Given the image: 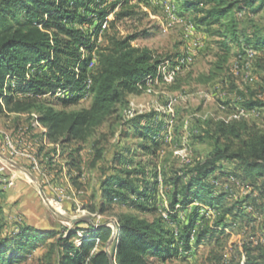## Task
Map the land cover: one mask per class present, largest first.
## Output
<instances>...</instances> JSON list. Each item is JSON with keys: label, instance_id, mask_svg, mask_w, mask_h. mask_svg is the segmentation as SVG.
<instances>
[{"label": "trees", "instance_id": "obj_1", "mask_svg": "<svg viewBox=\"0 0 264 264\" xmlns=\"http://www.w3.org/2000/svg\"><path fill=\"white\" fill-rule=\"evenodd\" d=\"M107 1L0 0V115L34 114L33 119L46 129L40 141L46 137L50 143L62 147L72 141L86 140L115 117L121 123L119 140L131 133L138 139L132 145L135 150L153 154L165 130L163 122L154 121V112L125 116L129 96L140 94L146 79L159 74L164 60L148 47L133 46L132 41L138 34L122 37L115 31L118 20L132 15L135 7L131 5L132 0H113L108 4ZM184 1L187 10H196L199 25L217 26L214 35L221 38L217 60L208 73L195 79L196 83L208 84L223 77L232 58V43L237 47L236 55L245 48L256 51L252 68L259 67L264 80V33L240 30L236 18L238 13L256 14L264 8V0ZM117 7L107 29H103L104 20ZM101 36L104 42L98 45ZM94 48L96 63L89 71ZM258 54L262 58L256 64ZM238 94V108L252 111L264 107L260 100L253 101ZM86 95L91 97L87 107L65 110ZM45 96L56 100L60 109L55 110L54 101ZM211 127L195 136L199 140L207 139L210 144L205 159L174 171L168 179L171 188L166 218L152 204L157 175L156 180L150 181L141 166L126 167L125 158L130 149H121L111 158V166L102 170L98 189L92 196L94 204L89 206L91 212L100 214L114 204L126 207L128 211L115 214V230L106 223L81 228L82 222H76L71 228L65 227L63 233H57L28 221L0 238V264H14L21 258L18 254L35 248L43 237L55 238L47 245L42 264H111L110 256L114 264H169L168 260L177 255L178 248L191 247L192 232L199 216V208L194 206L178 226L177 234L174 231L179 223L177 211L186 210L194 202L218 209L226 197L222 192L212 191L210 178L216 172L240 179L242 183L248 181L251 188L259 191L260 198L264 196V130L244 117L219 120ZM95 149L92 165L103 155L102 149ZM82 150L77 144L67 152L72 169L79 168ZM228 164L235 167L231 172L224 170ZM247 200H250L249 194L235 202L234 219L248 217L243 207ZM252 205L257 207L255 203ZM261 209L264 211L263 205ZM229 212L230 209L223 211L224 218ZM220 225H227L223 218L214 226L202 225L196 231L195 243L200 244L208 236L219 247ZM79 230L84 235L80 244L75 245L73 237ZM211 253L215 254V250ZM242 254L245 264H264V242L245 238Z\"/></svg>", "mask_w": 264, "mask_h": 264}, {"label": "rangeland", "instance_id": "obj_2", "mask_svg": "<svg viewBox=\"0 0 264 264\" xmlns=\"http://www.w3.org/2000/svg\"><path fill=\"white\" fill-rule=\"evenodd\" d=\"M111 1L113 0L106 3ZM131 5L135 6L132 15L118 20L115 31L122 37L138 34L132 45L148 47L155 56L164 61L159 74L146 79L140 94L129 96V110L126 111L125 118L138 113L154 112V121H161L165 126L162 137L158 139L159 145L155 147L153 154L135 150L132 145L136 144L138 139L130 133L127 138L119 140L121 123L112 117L86 140L79 143L72 141L62 147L50 143L46 137L40 141L43 130L33 119L34 114L0 115V183L13 187L14 181L20 179L26 191L22 207L11 199L6 201L7 197L0 196V238L14 232L16 227L25 221L57 233H63L65 227L71 228L76 222H82L79 225L81 228H86L87 224L106 223L112 226L115 214L128 211L126 207L114 204L105 213L100 214L91 212L89 206L94 204L92 196L98 189L102 170L111 166V158L115 152L121 149L126 151L127 148L130 152L125 158L126 167L141 166L147 171V180L150 181H154V178L156 180L157 175V190L152 204L157 207L160 215L167 214L170 176L176 170L185 169L187 164L204 160L211 149L207 139L203 141L195 136L203 134L204 129L212 128L211 125L216 121H227L239 116V92L250 100H260L264 103L262 71L259 67L251 68L249 72L246 69H235L237 47L234 43L231 45L232 58L223 77L208 84L195 82L200 74L208 73L217 60L221 38L214 35L217 26L208 28L198 24L199 16L196 10H187L184 0H132ZM117 10L118 7L104 20L107 23L105 29ZM236 18L240 30H246L248 33L259 30L264 33V8L256 14L238 13ZM98 42V45L104 42L102 36ZM181 58L187 59L185 65L178 64ZM261 58L262 55L256 59V64ZM185 82L187 83L183 85ZM44 98L54 101L55 110L60 109L56 100L50 96ZM90 101L91 97H82L77 104L67 106L65 110L73 111L87 107ZM241 117L264 130V107ZM5 142H13L16 153L11 151ZM77 144L81 145L83 150L80 153L79 168L72 169L68 163L71 159L67 152ZM95 148L102 149L103 155L92 165ZM55 158L60 162L53 161ZM233 168L235 167L232 164H228L224 170L231 172ZM8 182L12 184L8 185ZM247 182L242 183L240 179L222 176L216 172L210 178L212 191L226 195L220 202V207L217 209L209 206V210L204 211V204L194 202L186 210L177 211V234L178 226L182 225L194 206L199 208V216L192 232L191 247L178 248L177 255L168 260L169 264H245V256L242 254L244 239L249 237L254 242H264V236H261V229L264 230V211L261 209V206H264V196L260 198L259 191L251 188ZM7 194H10V191H7ZM248 194L250 200L243 206L248 217L236 216L234 219L233 214L237 212L235 202L244 200ZM253 202L257 207L252 205ZM27 207L32 211L26 213ZM227 209H230V212L224 218L223 211ZM146 216L151 217L150 214ZM220 218L227 223L225 226H219L222 231L219 235L220 246H215L208 236L200 244H196V231L202 225L214 226ZM83 235V231L79 230L73 237V243L79 245ZM54 238L43 237L35 248L18 254L21 258L14 264H42L41 259L47 245ZM213 249L215 254L211 253ZM214 255L220 258H214Z\"/></svg>", "mask_w": 264, "mask_h": 264}, {"label": "bare ground", "instance_id": "obj_3", "mask_svg": "<svg viewBox=\"0 0 264 264\" xmlns=\"http://www.w3.org/2000/svg\"><path fill=\"white\" fill-rule=\"evenodd\" d=\"M168 4H170L169 6H171V7H173V5L171 4V3H169V2H167ZM167 6V5H166ZM174 8V7H173ZM172 9V8H171ZM173 10V9H172ZM106 21L103 23V29L106 27ZM193 24V23H192ZM190 26H192V25H190ZM192 28V27H191ZM187 54V53H186ZM185 54V55H186ZM190 54V53H189ZM188 55V54H187ZM255 55H256V51H254L253 49H251V48H245L244 49V51L243 52H241V53H239L237 56H236V61H235V64H234V67H235V69H246V70H248V72H249V70L252 68V64H253V60H254V57H255ZM186 57V56H185ZM189 59V58H188ZM190 60V59H189ZM185 62H187V59L186 58H181L180 59V64H182V65H185L186 63ZM95 63H96V55H95V59H94V55H93V58H92V61H91V63H90V65H89V68H90V66H91V69L95 66ZM89 95V94H88ZM88 95H86L85 96V98H88L89 96ZM254 112V110H252V111H244L242 108H238V114H239V116H235L236 118H240L241 117V115H244V116H247L248 114H251V113H253ZM37 126H39V127H41V129L43 130V132H45L46 131V129H44V128H42V126L39 124V123H37ZM11 140V139H10ZM52 205V204H51ZM55 208V207H54ZM59 210V209H58ZM209 210V208H204V211H208ZM165 212V211H164ZM208 213V212H207ZM162 216L164 217V218H166L167 217V214H165V213H163L162 214ZM167 220V219H166ZM174 231L177 233V228H174ZM192 235H193V233H192Z\"/></svg>", "mask_w": 264, "mask_h": 264}, {"label": "crops", "instance_id": "obj_4", "mask_svg": "<svg viewBox=\"0 0 264 264\" xmlns=\"http://www.w3.org/2000/svg\"><path fill=\"white\" fill-rule=\"evenodd\" d=\"M55 160H56V163L60 162L57 158L53 159V161H55ZM15 176H16V174H15ZM22 183L23 182L20 179H17L14 181L13 187H8L6 184L0 183V196L2 195V197L3 196L7 197L6 201H10V199H11L13 201V203L16 202V205L20 204L22 207L23 206L22 204L25 203V195H26V191L24 190V186L22 185ZM7 191H10V194H7ZM8 197H9V200H8ZM27 208H28V210L27 209L25 210L26 213H29V211H32V209L30 207H27ZM34 212H35V210H33V213ZM25 223H27V221H25ZM263 233H264V231L261 230V236H264Z\"/></svg>", "mask_w": 264, "mask_h": 264}, {"label": "built area", "instance_id": "obj_5", "mask_svg": "<svg viewBox=\"0 0 264 264\" xmlns=\"http://www.w3.org/2000/svg\"><path fill=\"white\" fill-rule=\"evenodd\" d=\"M167 8V7H166ZM168 9V8H167ZM173 16V15H172ZM171 16V17H172ZM95 48H96V46H95ZM95 48H94V50H92V53L94 54V59H95ZM91 70V66H90V68H89V71ZM244 110V109H243ZM244 111H246V110H244ZM6 143V145H7V147L11 150V151H13V152H15L16 153V150L14 149V144H13V142H5ZM12 184V182H8V185H11ZM196 205V204H195Z\"/></svg>", "mask_w": 264, "mask_h": 264}, {"label": "water", "instance_id": "obj_6", "mask_svg": "<svg viewBox=\"0 0 264 264\" xmlns=\"http://www.w3.org/2000/svg\"><path fill=\"white\" fill-rule=\"evenodd\" d=\"M38 187H39V189L41 190L40 185H38ZM71 221H75V220L71 219ZM91 224H92V223H91ZM92 225H93V224H92ZM112 228L115 230V224H114V223L112 224ZM112 239H113V237L110 239V241H109L108 244L111 243ZM110 261H111V264H114V262H113V258H112L111 256H110Z\"/></svg>", "mask_w": 264, "mask_h": 264}]
</instances>
